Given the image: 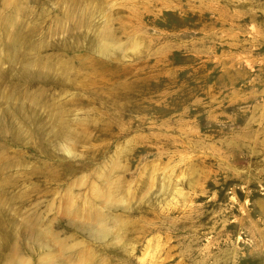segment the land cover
Wrapping results in <instances>:
<instances>
[{
  "label": "rangeland",
  "instance_id": "obj_1",
  "mask_svg": "<svg viewBox=\"0 0 264 264\" xmlns=\"http://www.w3.org/2000/svg\"><path fill=\"white\" fill-rule=\"evenodd\" d=\"M0 264H264V0H0Z\"/></svg>",
  "mask_w": 264,
  "mask_h": 264
}]
</instances>
